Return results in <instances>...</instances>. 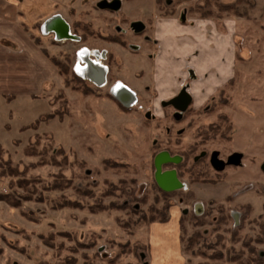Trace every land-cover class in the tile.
<instances>
[{
    "label": "rangeland",
    "instance_id": "obj_1",
    "mask_svg": "<svg viewBox=\"0 0 264 264\" xmlns=\"http://www.w3.org/2000/svg\"><path fill=\"white\" fill-rule=\"evenodd\" d=\"M100 1L0 0V196L17 203L0 200V264H63L70 258L75 264H264V0H163L160 7L154 0L159 16L185 11L189 19L215 21L218 29L224 23L232 42L233 74L222 101L206 112L220 100L218 92L178 119L172 116L177 109L162 106L152 93L144 100L136 94V105L126 110L108 96L120 70L128 77L142 67V59L150 62L149 29L137 35L133 19L150 15L151 1L119 0L116 9L99 8ZM220 3L235 4L239 13L220 10ZM57 14L71 31L75 22L87 26L86 33H75L82 41H59L44 30ZM112 36L123 43L108 40ZM82 46L107 51L108 80L101 87L73 70ZM45 52L89 88L65 84ZM34 54L42 57L35 61L38 67L49 68L41 87L29 82ZM218 113L230 129L201 142L199 134ZM194 143L190 158L202 156L201 168L217 180L192 181L187 172L181 174L189 159L177 167L182 188L162 198L154 187L155 156L167 151L179 159ZM27 145L40 155L27 156ZM213 152L223 161L234 153L241 158L226 163L217 176L208 161ZM8 158L21 169L19 175L5 174ZM51 158L62 160L61 169ZM61 171L71 186L49 189ZM22 177L35 184L18 187ZM66 198L79 201V207L57 208ZM102 205L109 209H88ZM160 209L171 222L167 230L148 223Z\"/></svg>",
    "mask_w": 264,
    "mask_h": 264
},
{
    "label": "crops",
    "instance_id": "obj_2",
    "mask_svg": "<svg viewBox=\"0 0 264 264\" xmlns=\"http://www.w3.org/2000/svg\"><path fill=\"white\" fill-rule=\"evenodd\" d=\"M150 1L151 14H142L140 18L132 20L139 24L137 35H143L149 29L154 46L150 62L146 63L148 57L142 59V67H137L133 74L126 77L122 69L116 78L124 83L125 79L128 80L126 84L143 100L152 93L160 103L169 101L186 88L191 98L188 107L202 108L225 87L233 74L235 57L232 42L225 37L224 23L222 29H218L215 21L198 17L189 19L185 11L178 17L159 16L153 11L154 0ZM145 21L150 22L149 27ZM34 55L37 57L33 59L35 67L27 68V72L32 75L29 82L31 86L40 84L41 87L47 80L49 68L47 64H43L44 68L38 67L35 61L41 62L42 57ZM155 223L156 227L167 230L171 222Z\"/></svg>",
    "mask_w": 264,
    "mask_h": 264
},
{
    "label": "trees",
    "instance_id": "obj_3",
    "mask_svg": "<svg viewBox=\"0 0 264 264\" xmlns=\"http://www.w3.org/2000/svg\"><path fill=\"white\" fill-rule=\"evenodd\" d=\"M163 0H155V3L160 7L161 4H162ZM218 8H220V10L222 11H229V12H232L233 14H238L239 12L237 11L236 9V5L235 4H227V3H220L217 5ZM172 12V11H171ZM203 14L202 15H207L209 13V11H206V10H202ZM72 30L74 33H76V31L78 29H80L82 31V34L86 33L88 30H87V26L85 24H80L79 22H75L72 24ZM81 37V40H83L84 36L80 35ZM108 40H111V41H114V42H118V43H123V41L120 40V38L118 36H112V37H108ZM45 55L49 58V60L56 66L59 74H61L62 76H64V81H65V84H68L69 82H80L82 84H84V86H86L87 88H89L85 83H83V81L78 78L77 76H75L74 74L71 73V75L68 77V70L67 67L65 68L63 62L57 60L56 58L52 57V56H49L46 52H45ZM230 80V79H229ZM231 82V81H229ZM222 94H223V89H221L219 91V96H220V100H213L209 106H208V109H206V112H210L215 106L216 104H219V102L222 101ZM108 96L112 99L115 100V98L111 95V94H108ZM225 100V99H224ZM116 101V100H115ZM116 103L124 108L123 106H121L117 101ZM125 109V108H124ZM126 110V109H125ZM193 110L192 109H187L186 113L185 114H189L190 112H192ZM230 126H231V123L228 121L227 117L223 114V113H218L217 114V120L215 122H212L210 123L207 128L201 132L199 134L200 136V140L201 142L206 140L208 138L209 135H213V136H217V135H220L222 137V135L224 133H226V130L228 131L230 129ZM196 147V144H191L188 146L187 150H185L184 152H182V155H183V163H181L180 165L178 166H181L183 164L186 163V161H188L189 159H191L192 161H189V163H187V167L184 166L182 168V171H181V174L184 173V172H187L189 174V177H190V180L192 181H197V180H211V182H214V180L216 178H211V177H207V171L202 169L201 167H205L202 160L203 158H199L198 160H194L193 158H190V156L192 155L193 151L195 150L194 148ZM24 153L27 155V156H39L40 154L36 151V149L33 147V146H30V145H27L25 148H24ZM63 164L66 162V158L63 157ZM62 160H57V159H54V158H51L50 160V163L52 165H55L57 167H59L61 169V165H62ZM40 162H42L41 160L37 161L36 163H30V165H34L35 166L37 164H39ZM44 163H41V165H43ZM47 164V163H45ZM203 165V166H202ZM5 168H6V171H5V174L9 175V176H15V175H19L20 174V170L18 169V167L16 166H13L11 164V161L10 159H6L5 160ZM1 175H3L4 173L1 172L0 173ZM217 176H219V172H216ZM34 180V178H32ZM71 178H66L64 173H62V171L60 173H57L55 176H54V179L51 183L50 186H48L49 189H54V190H62L64 188H67L69 186H71V181H70ZM217 180V179H216ZM30 181V180H29ZM29 181H26V179L24 177H22L21 181H18V187H24L26 186ZM30 184H35V181H30ZM154 187L157 189V191L161 194L162 198H165V197H168L170 196L169 195V192H165V191H162L155 183ZM171 193V192H170ZM28 198V197H27ZM0 200H5L6 202H9L10 205L12 206H17V203L15 201H11L10 198L8 196H0ZM58 207L57 208H65V207H70V208H76V207H79L80 203L79 201H77L76 199H73V198H66L64 199L63 201L59 202L58 204ZM90 212L92 213H95V212H101V211H104V210H108L109 207H107L106 205H102L100 207H97V208H93L90 206V208H88ZM157 211V210H156ZM166 211L160 209L158 210L154 215H152L151 217H149V220H148V223H152V222H158V223H165L167 220H168V217L165 216V213ZM184 216L182 217L181 219V222L183 220ZM194 220H197L196 217H192ZM143 222L145 221V219L142 220ZM191 242H190V239L188 240V243L187 245L185 246V251H187L188 249L191 248ZM76 258H70L68 260H66L63 264H75L76 263ZM85 263V261H84ZM86 264V263H85ZM198 264H207L206 262H201V263H198Z\"/></svg>",
    "mask_w": 264,
    "mask_h": 264
},
{
    "label": "flooded vegetation",
    "instance_id": "obj_4",
    "mask_svg": "<svg viewBox=\"0 0 264 264\" xmlns=\"http://www.w3.org/2000/svg\"><path fill=\"white\" fill-rule=\"evenodd\" d=\"M109 2H111V1H109ZM44 30L47 33L52 32L55 35L56 39L59 40V41H61V40H72V41H75L76 40L75 37L73 36L75 33L74 34L72 33L73 30L72 31L70 30V27L67 24V22L62 18L61 15H58V14L57 15H53L51 18L46 20V22L44 24ZM79 38L81 40V37H79ZM146 38H148V37H146ZM99 51L100 50H97V49H92L91 50V49H89L88 47H85V46H82L81 48H79L78 52H77V55H76L75 70L84 79L90 81L93 84H97L98 86L101 87L108 80V78L106 77V70L108 68V71H109V67H108V64H107V68L104 65V63L102 61L103 60L102 54H100ZM106 60H108L107 57H106ZM119 81H121V80H119ZM121 82L123 83V81H121ZM129 89L130 88H124L121 85H119L118 88H115L113 90V93L115 94V96L123 104H125L127 107L130 106V108H131V107L136 105V98L134 97L133 92L130 91L131 89L130 90ZM183 89L180 90L179 93H182L183 91L186 90V88H183ZM169 101H164V102L161 103V105L165 106L166 104H168V105L172 106L173 108H175L173 105L169 104ZM187 109H189L188 106L186 107V109L184 111H180V112L178 110L177 111H173V113H172L173 118L174 119H178L179 117L182 116V114L186 113ZM207 109H208V107H207ZM203 152H205V151H203ZM212 156H216L218 160H220L221 162L224 163L223 169L226 166V163L231 158V155H229V156L226 157V161H223V160H221L218 157L217 153L213 152L211 155H209V160L208 161H209L210 165H211V161L210 160H211ZM199 158H203V157L202 156H200V157L196 156L193 159L196 161ZM178 161L179 162H177V163H172L173 165L169 169H174L176 171V173H177L178 178H179V175H178V172H177V167H178V165L183 163V155L180 156ZM211 167L213 168L212 165H211ZM216 172H219V171H216Z\"/></svg>",
    "mask_w": 264,
    "mask_h": 264
},
{
    "label": "water",
    "instance_id": "obj_5",
    "mask_svg": "<svg viewBox=\"0 0 264 264\" xmlns=\"http://www.w3.org/2000/svg\"><path fill=\"white\" fill-rule=\"evenodd\" d=\"M120 6L119 0H113L111 2L107 0H101L98 3V7L102 9H116ZM190 96L186 91L179 93L176 97L169 101V104L173 105L179 112L184 111L188 104L190 103ZM241 158L240 153H234L231 155L230 160L227 164H238ZM211 165L216 171L223 169L224 163L217 159L216 156L211 157ZM178 157L172 156L167 151L159 152L154 158V179L156 185L165 192H171L178 190L182 187V183L179 180L177 173L174 169L163 170L162 167L168 163H177ZM261 169L264 171V162L261 165Z\"/></svg>",
    "mask_w": 264,
    "mask_h": 264
},
{
    "label": "built area",
    "instance_id": "obj_6",
    "mask_svg": "<svg viewBox=\"0 0 264 264\" xmlns=\"http://www.w3.org/2000/svg\"><path fill=\"white\" fill-rule=\"evenodd\" d=\"M74 34V33H73ZM55 36V35H54ZM74 37H75V39L76 40H78V41H81L80 40V38L76 35V34H74L73 35ZM86 47V46H85ZM92 50V49H91ZM98 50V49H97ZM77 52L78 51H76V55H77ZM100 52V54H102V57H103V60L102 61H105L106 60V56H107V51L106 50H100L99 51ZM76 63V62H75ZM104 63V62H103ZM105 66H106V68H107V65L106 64H104ZM74 72L76 73V75L77 76H79L81 79H84L83 77H81V75H79L77 72H76V70H75V65H74ZM107 72H108V68H107V70H106V77H107ZM84 80H86V79H84ZM88 81V80H87ZM90 82V81H89ZM91 83V82H90ZM106 83V82H105ZM95 85H97V84H95ZM119 85H121L122 87H124V88H128L127 87V85H125L124 83H122L121 81H119V80H116L115 81V84L114 85H112L111 86V91H112V96L115 98V100L120 104V105H122L124 108H130V106H126L125 104H123L116 96H115V94L113 93V90L115 89V88H118L119 87ZM98 86V85H97ZM130 90V89H129ZM130 91H132V90H130ZM133 92V91H132ZM133 94H134V97H135V93L133 92Z\"/></svg>",
    "mask_w": 264,
    "mask_h": 264
}]
</instances>
